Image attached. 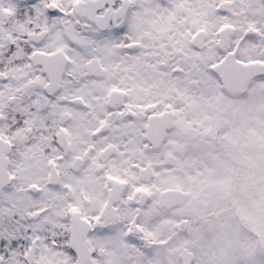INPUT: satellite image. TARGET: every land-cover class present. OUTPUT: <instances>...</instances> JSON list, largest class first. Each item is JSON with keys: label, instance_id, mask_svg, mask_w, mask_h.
<instances>
[{"label": "snow or ice", "instance_id": "snow-or-ice-1", "mask_svg": "<svg viewBox=\"0 0 264 264\" xmlns=\"http://www.w3.org/2000/svg\"><path fill=\"white\" fill-rule=\"evenodd\" d=\"M0 264H264V0H0Z\"/></svg>", "mask_w": 264, "mask_h": 264}]
</instances>
